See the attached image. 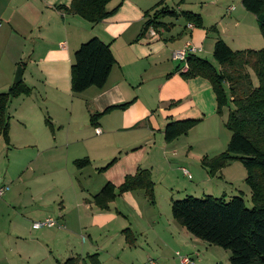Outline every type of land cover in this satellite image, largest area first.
Here are the masks:
<instances>
[{"label":"crops","instance_id":"obj_1","mask_svg":"<svg viewBox=\"0 0 264 264\" xmlns=\"http://www.w3.org/2000/svg\"><path fill=\"white\" fill-rule=\"evenodd\" d=\"M119 2L112 15L92 23L64 9L71 0H0V61L4 62L1 70L4 83L0 88L5 87L7 90L13 84L16 66L22 68L20 81L27 79L30 82L26 83L30 88L28 95L13 97L8 103L9 142L5 143L1 137L2 145L4 143V148L11 145L15 150H24L29 146L36 148L33 154H27L26 157L23 154L25 159L22 162L27 175L24 178L25 185L21 187L24 203L30 208L29 214L24 217V214L16 213L11 228L14 233L8 231L2 237L0 232V259L7 264H12L11 260L16 254L7 242L17 233L12 229H18L21 224L27 227L25 229L29 233L41 229L32 228L33 222L45 218L56 222L57 228L54 225L47 227L46 231L40 230L39 239H34L38 245L36 251L17 253L19 259H24L23 264H37L38 248L45 261L52 263L54 260L58 263L59 256H62L57 246L58 239L59 243L61 240L60 228H75L76 232L86 225L92 228L110 225L115 217L128 219L125 211L118 207L120 202L117 199L121 198V203L126 200L131 202L135 208L134 214L139 213L143 221H147L141 210L142 207L146 212L145 206L135 197V192L141 190L116 196L112 202L114 211L110 207L100 211L91 202L95 186L90 187L89 181H96V171L101 173V176L96 175L100 188L106 181L118 186L126 175L134 174L138 167L147 168L152 178L154 170H157L156 158L165 163L159 173L164 171L169 174L173 166L170 160H187L188 157L184 155L192 151L193 145L180 143L181 136L165 142L164 125L169 120L198 117L194 126H212L210 122L217 117V113L215 95L209 82L201 77L183 79L178 72L180 61L171 60V52L182 48L186 41L200 46L201 51L206 46L210 51L217 38L231 49H259L263 46L254 15L242 7L240 0H179L176 5L179 11L175 10L179 18L182 8L192 10L193 5L197 4L200 6L199 14L207 19V25L201 20L200 26L187 28V25H183V29L181 26L176 28L175 21L178 18L175 17L177 19L165 23L162 35L160 33L156 38L150 36L149 40L142 35L139 37L146 12L167 6L166 0H157L151 8L148 6L152 0H111L106 7L110 9ZM92 37L109 45L115 63L102 88L90 86L73 93L70 83L73 54L82 42ZM127 101L131 103L125 109L112 110L99 117L94 125L90 124L91 114L101 112L111 104ZM153 109H157L159 116H153ZM226 116L227 111H222L219 116L222 123ZM45 119L51 123L52 130L46 125ZM14 122L22 125L24 130L30 128V134L19 130L16 125L12 129ZM96 128L100 130L98 134L95 133ZM190 130L182 136L187 137ZM201 131L189 136L188 142L194 144L195 136L206 140L205 134H198ZM212 131L213 127L203 133ZM101 135H105L110 142L107 147V150L110 148L109 156H101L94 163L99 153L95 139ZM152 149L154 154L151 156ZM8 151L9 148L7 154ZM40 155H44L42 162ZM50 156L57 163V169L50 166L49 171L34 175V166L37 167L38 163L47 165ZM85 157L89 160L86 166L78 168L74 165V160ZM111 158H115V161L109 167L101 172L96 170ZM235 162L238 161L229 162L217 175L222 178L240 176L239 181L244 182L246 171L243 174ZM67 163L74 170L66 168ZM45 172L49 174L46 178ZM197 172L196 168L192 170L194 175ZM203 173L209 176L206 170ZM4 178V175L0 176V184L7 185L6 181H11L15 186L16 177ZM242 188L247 193V189ZM13 198L9 194L7 209L16 206ZM37 202L39 204H30ZM69 233V239L65 238L67 244L74 232L69 229ZM88 238H83L81 242ZM51 241L55 243L56 250ZM68 247L71 255L65 257L67 255L63 254L61 263L67 258L84 259L90 254H74L80 250L78 246ZM191 258H195V255Z\"/></svg>","mask_w":264,"mask_h":264},{"label":"trees","instance_id":"obj_2","mask_svg":"<svg viewBox=\"0 0 264 264\" xmlns=\"http://www.w3.org/2000/svg\"><path fill=\"white\" fill-rule=\"evenodd\" d=\"M111 0H71L68 12L78 14L89 22H99L112 15L120 5L108 9ZM242 7L254 15L258 30L263 38L259 49H231L222 39L213 44L212 57L217 65L197 55L186 57V68L178 72L183 79L201 77L206 79L215 95L216 113L227 107L224 126L230 131L225 149L213 156L203 155L200 165L209 176L217 173L231 161H238L244 167V182L249 188L251 206L245 205L241 195L229 199L224 196L204 194L202 197L186 195L181 199H171L172 218L188 233L208 244L219 246L230 252V264H264V0H240ZM143 27H165L159 16L178 17L174 9L167 6L154 11ZM180 15L193 26H200L201 17L191 11ZM142 35V33H141ZM115 63L109 45L97 37L82 42L73 54L71 64V91L79 93L90 86L102 88ZM177 70V68H176ZM256 78V83L252 80ZM30 88L23 82L11 84L6 91L0 92V136L9 142V116L7 106L11 98L28 95ZM131 101L111 104L101 112L89 116L91 125L102 115L112 110H123ZM175 104V103H173ZM198 122L197 119L184 118L169 120L163 127V139L170 142L186 135ZM45 123L52 130L51 123ZM98 168L101 172L115 160ZM82 168L89 163L85 158L73 161ZM154 182L147 168L138 167L134 174H128L123 182L115 186L105 182L91 198L93 205L100 211L109 209L115 197L132 190H141L151 204L154 200ZM128 233H131L127 228ZM132 234V233H131ZM126 242L134 243V238L125 233ZM96 253L86 256L84 264H101ZM80 257L67 258L61 264H78ZM83 259V258H82Z\"/></svg>","mask_w":264,"mask_h":264},{"label":"rangeland","instance_id":"obj_3","mask_svg":"<svg viewBox=\"0 0 264 264\" xmlns=\"http://www.w3.org/2000/svg\"><path fill=\"white\" fill-rule=\"evenodd\" d=\"M156 1L157 0H152L151 4H149L148 7H150L151 5L153 6V4ZM177 3H179V0H166V5L169 8L172 7L174 10L179 11L176 9ZM163 5H165V3H163ZM199 7L200 6L195 4L193 5L192 10H187L186 8H182L183 9L182 11L187 10L199 14L198 12ZM154 11L156 10H152L148 12V14L151 16L154 13ZM201 16H202L201 20L203 24L207 25V19H204V15ZM177 18L170 16H164V17L159 16L158 20L160 21V23L163 22L167 24V21L177 19L175 21L176 28L181 26V28L183 29V25L187 24L185 23L186 21H183L182 16L180 18L179 17ZM147 20H148V16L146 15L144 22L140 28L139 37H141V33L142 36L146 37L145 39H148L150 36H153L152 38H156L160 33L162 35L161 30L164 31L165 28L163 26H159L158 24L156 27L153 28L151 26L149 27L147 26L146 30L143 31V27L145 26ZM211 50L212 48L209 51L206 46L197 55L217 65L216 61L212 57ZM170 58L172 60L171 54H170ZM178 61L179 60L176 59V62ZM3 64L4 62L1 60L0 87L4 83L1 73ZM18 67L19 66L15 67V71ZM13 78H12V83H13ZM252 80L254 83H256V78H254L253 75H252ZM23 82L25 84L30 83L27 82V79L23 80ZM0 91H6V88L5 87H3L2 89L0 88ZM225 108L227 107L222 108L223 113L224 110L228 112V110ZM156 110L157 109H153L152 112L153 116L154 114L155 116H159V112ZM220 115L221 113L217 114V117H214V120L210 122V124L212 125L211 127L208 126L207 128H205L203 127L204 125H200V126L196 125L193 126L194 128L192 127L193 129L191 128L187 137L181 136L179 142L182 144L189 143L193 145L192 151L190 152L188 151V153L184 155V157L186 156L188 157L187 160L176 158L175 162H173L171 159L170 163L173 166L169 174H167L164 171L161 172V174L159 173V169H164L165 163L160 158H156L155 165L157 170H154L152 177L153 182H155V187L153 191L155 202L153 204L149 203L147 199L144 197L143 191L135 192V197L138 199V201L143 202L145 206L146 212L143 211L142 207L141 210L143 216H145V219L147 221H143V217H140L139 213H137L136 215L134 214L135 208L133 207L131 202L126 200L125 203H121V198L117 199L118 202H120V205L118 204V207L125 211L128 219L122 217H118L119 218L118 219L117 217H115V220L110 225H106L102 228H97V227L92 228L91 225L90 227L86 225L84 228H82L83 230L79 229L76 232H75V228H69V227H67V229L60 228L61 240L59 243V239H58L57 246H58V251L60 250L61 252L60 255L62 254V256H59L58 263L57 261L54 260H52V263H50L49 261H45L46 259H44L43 254L40 253V250L38 248V256L36 257L39 258L37 264H61V262L63 261L61 260L63 259L62 258L63 254L67 255L65 257H68V255L70 254L68 245L78 246L80 250H76L74 254L79 253L84 256L86 253H90V254L96 253L98 255L97 257L101 262V264H179V255L180 256L186 255L188 257L195 255V258H191L192 264H230L229 263L230 252L228 250H225L213 244H208L207 242L194 237L193 235L188 233L185 229H183L181 225H179L176 221H174L170 213L171 199H181L186 195H191L194 197H202L204 194H210L217 197L223 195L225 199H229L230 197L239 194L243 197L245 205L247 207L251 206V202L249 200V188L245 184V182L239 181L240 176L222 178L219 175H214L212 177L211 176L206 177L203 173L205 172V170H203L202 166L200 165L201 156H203L204 154H207L208 156L216 155L221 151H223L228 143L230 137V131L227 130L226 127L224 126V123H222V118L219 117ZM192 118L198 120V117H192ZM80 120H82V118ZM18 124L15 122L12 123V129H14L16 125L17 128H19V130L25 131V133L30 134V128L26 127V129L24 130L22 129L23 126ZM212 127H213L212 132L203 133L205 130H209ZM200 130L202 131L198 134H205L206 137L204 138H206V140L201 139L199 136H195L194 144L188 142L189 136L194 135L196 132H199ZM32 134H34V132H32ZM95 140L97 144V151L100 154L99 153L97 154L94 163L101 156H103L104 158L105 156H109L108 154L110 150V148H108L107 150V147L110 142L108 139L105 138V135L96 137ZM97 141L99 143H97ZM3 145L0 136V176L3 177L4 175L5 176L4 179H7V177H16L15 178L16 183L14 186V184H12L11 181H6L8 190L5 192L3 196H0V206L2 205V207L0 208V232L2 234V237L5 232L9 231V233H14L11 232V228H13L14 225L13 220H15V215L17 212L24 214V217L29 214L30 208L28 207V205H26V202L24 203L23 188L21 187L25 185L26 181L24 178L27 175V173L25 174L24 164L22 162L24 161L25 159L24 157H26L27 154H33L34 150L36 149L33 148L32 146H29L28 148L25 147L24 150L23 149L15 150L11 145L8 147L5 146V148ZM2 146H3V150H2ZM176 146H178V144H176ZM212 146H216V147H212ZM8 148L10 149V152L8 151L10 155L7 154ZM204 149L207 150L204 151ZM152 154H154L153 149L151 152V156ZM40 156H42V160H41L42 162L44 159V155H40ZM110 157H113V155ZM152 159L154 158L152 157ZM234 164H236L238 168L242 170L243 174L245 173V169L241 165V163L235 162ZM234 164L232 166H234ZM50 166H54V168L57 169V163L51 160V156L47 158V165L45 163L43 164L38 163L37 167L34 166V170H33L34 175H39L43 171H49ZM69 166L70 165L67 163L66 168L68 167L70 168L69 170H74V167H69ZM195 168L198 170L196 175L192 173V170ZM199 168H201L202 171L199 170ZM96 170L98 171V168ZM96 175L101 176V173L99 174L95 171L96 181L94 182L89 181L90 187L95 186L93 190L94 193H96L97 190L100 188L99 181H97ZM29 176H31L30 172H29ZM47 176H49V174L46 173L45 178ZM242 187H245L247 189V193L243 190ZM241 190L244 192H241ZM9 194H11V196L14 197L13 202L16 204V206L7 209L8 206H6V203ZM30 204L33 206L39 203L37 202ZM111 204L109 207L112 208L111 210H113V207H115V205L114 204L111 205ZM56 226L57 225H55L54 228H57ZM25 228L27 227L26 226L23 227V224H21V227L18 228L20 231H17L18 229H14V230L12 229V231H16L17 233L10 238V242L9 240L7 242L8 247L12 246V249L16 253L14 255L13 260L10 259L12 264H23L24 259L22 258L19 259L17 253H19V251L25 253L36 251L38 245L37 242L34 241V239H39V233L41 231H46V229H48L47 227H43L41 228L42 230L41 229L31 230V232L27 233L28 229ZM126 228L132 234L125 231ZM69 229L72 230V232L74 233H72V235L70 236L71 241L69 242V244H67L65 238L69 239V234H71L69 233ZM120 230L122 233H120ZM125 233L131 235V237L134 238V243L132 245L126 242ZM120 234H122V237ZM85 237H89V238L85 242H81V240ZM51 245L55 246V250L57 249L54 242L51 241ZM83 260L86 263L88 261L86 258L80 259L78 264H80L81 262L82 264H84L85 262ZM0 264H7V263L3 262V260L0 259ZM28 264H31V262Z\"/></svg>","mask_w":264,"mask_h":264},{"label":"built area","instance_id":"obj_4","mask_svg":"<svg viewBox=\"0 0 264 264\" xmlns=\"http://www.w3.org/2000/svg\"><path fill=\"white\" fill-rule=\"evenodd\" d=\"M187 28H192L193 25L191 23H187ZM153 32V31H151ZM200 46L193 45L191 42L186 41L184 46L180 49L173 50L171 52V56L173 60H179L180 61V70L183 71L186 68V57L189 54H198L201 51ZM100 132L98 128L95 129V133ZM8 190L7 185L0 184V196H2L6 191ZM55 220L51 218H45L41 221L33 222L32 227L34 229L42 228V227H51L56 225ZM179 264H192L191 257L188 256H180L179 255Z\"/></svg>","mask_w":264,"mask_h":264},{"label":"water","instance_id":"obj_5","mask_svg":"<svg viewBox=\"0 0 264 264\" xmlns=\"http://www.w3.org/2000/svg\"><path fill=\"white\" fill-rule=\"evenodd\" d=\"M21 73H22V68L19 66L14 74V79H13V83H18L21 80Z\"/></svg>","mask_w":264,"mask_h":264}]
</instances>
